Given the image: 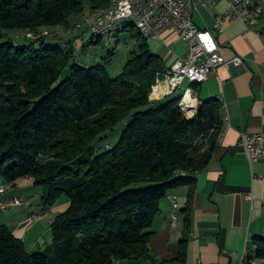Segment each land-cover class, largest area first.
I'll use <instances>...</instances> for the list:
<instances>
[{
    "label": "trees",
    "instance_id": "obj_1",
    "mask_svg": "<svg viewBox=\"0 0 264 264\" xmlns=\"http://www.w3.org/2000/svg\"><path fill=\"white\" fill-rule=\"evenodd\" d=\"M108 4L0 0V178L6 184L31 178L47 209L69 200L51 221V245L40 252H28L0 222V264H186L192 190L175 258L154 259L149 229L162 200L181 186L192 188L193 176L211 161L223 128L221 104L198 102L188 119L181 94L151 98L165 68L139 32L137 52L116 78L102 64H77L81 51L71 42L37 49L17 42L52 38L27 35ZM122 122L116 145L95 151L94 142ZM254 245L264 260V238Z\"/></svg>",
    "mask_w": 264,
    "mask_h": 264
},
{
    "label": "crops",
    "instance_id": "obj_2",
    "mask_svg": "<svg viewBox=\"0 0 264 264\" xmlns=\"http://www.w3.org/2000/svg\"><path fill=\"white\" fill-rule=\"evenodd\" d=\"M192 1L196 5L192 15L196 27L212 31L224 59L239 56L243 64L221 66L206 82L196 85L193 97L197 103L216 100L221 104L223 128L211 161L193 176V187L181 186L170 192L177 199L178 209L173 210L168 197L160 203V212L149 229L152 232L149 249L157 261L176 257L184 226L181 211L192 190L186 264H229L231 253L240 258L247 250L250 256H255V238H264V158L251 163L239 143L241 133L264 135V13L252 20L256 21L253 28L241 21L226 22L219 34L213 31L215 16L226 10V4L219 2L207 10L199 0ZM61 37L52 38L67 39L64 45L74 41L70 36ZM147 44L162 59L165 72L187 54L186 44L172 32L164 33L160 41L149 40ZM155 92L151 98H162L161 92ZM0 183L6 190L3 200L21 198L28 203L0 207V222L23 241L28 252L43 251L52 243V219L68 208L69 200L61 197L55 206L47 209L42 206L40 190L31 178L13 184H6L0 178ZM249 193L252 201L245 199ZM172 213L177 217L175 225L171 224Z\"/></svg>",
    "mask_w": 264,
    "mask_h": 264
},
{
    "label": "built area",
    "instance_id": "obj_3",
    "mask_svg": "<svg viewBox=\"0 0 264 264\" xmlns=\"http://www.w3.org/2000/svg\"><path fill=\"white\" fill-rule=\"evenodd\" d=\"M224 2L227 6L223 13L215 16L213 31L222 33L226 22L241 21L251 28L256 21L248 20V11L250 10V0H199L200 5L205 9L213 8L217 3ZM264 0H258V12L260 17L263 15ZM196 5L192 0H116L114 11L104 19L97 21L81 22L74 29L75 32L84 36L83 31H99L100 29H109L114 22L137 20L141 23L143 30H146L152 40L160 41L166 32H172L181 39L187 46L185 57L178 59L166 72L158 74L157 78L162 89V98L171 96L179 87L190 80L191 77H200L204 82L207 81L211 73H216L221 66H241L243 60L235 56L231 60H226L220 54L219 46L212 31L202 30L196 27L192 15ZM41 36V37H53ZM39 37L30 38L38 40ZM111 39L107 40V43ZM183 113L188 119L196 114L189 113V99L182 105ZM240 146L246 153L249 161L252 163L258 159L264 158V135L245 133L240 134ZM5 187L0 183V207L6 209L9 207H20L28 204L21 198H12L3 200ZM173 210H177V199L173 195H168ZM245 199L252 201V195L246 194ZM35 218V215L31 216ZM171 224L175 225L177 217L171 214ZM245 253V251L243 252ZM229 264H241V257L236 254L228 255ZM251 264H255L252 262Z\"/></svg>",
    "mask_w": 264,
    "mask_h": 264
},
{
    "label": "rangeland",
    "instance_id": "obj_4",
    "mask_svg": "<svg viewBox=\"0 0 264 264\" xmlns=\"http://www.w3.org/2000/svg\"><path fill=\"white\" fill-rule=\"evenodd\" d=\"M85 15H87V13L80 15L78 20L71 22L69 25L61 26L59 28H50L48 31L57 36L63 35L61 38H66L68 36L73 37L74 41L71 43V46L76 52L79 49L81 50V54H79L75 60L80 66L87 65V62H89L91 66L102 64L106 68L109 76L113 78L118 77L122 73L124 64L130 59L131 53L137 52L136 41L138 38V31L134 25H128V23L125 25L126 28L124 27L126 30L123 29L124 31L118 35L112 34L110 37L111 40L108 43L105 36H102V38L94 37L92 41L93 43L87 42V40H85V43H82L83 37H81L80 33H77L73 30V26L77 22H84ZM86 32L87 30H84L83 34L86 39H89L90 33L85 34ZM16 33L18 32H8L7 36L13 37V35ZM66 40L67 39L60 40V38H47L42 42H33L25 38H20V40L17 42L27 46L33 45V47L36 49L39 48L41 44H43L44 47L59 46L62 48L64 46L63 42H66ZM17 42H15V44H17ZM110 52H112L113 55L108 56ZM64 76L65 75H63V78ZM129 81L132 82L131 80ZM188 83L189 82L186 81L183 86H189V88L194 93L197 89V86L189 85ZM181 95H184V90H182ZM125 126L126 123L122 122L114 129L102 134L100 138L93 144L95 151L102 152L106 150L107 146H115L120 139L122 130L125 128ZM199 143H203V141L201 140ZM31 194L33 193H30V195ZM260 261L264 263V260Z\"/></svg>",
    "mask_w": 264,
    "mask_h": 264
},
{
    "label": "bare ground",
    "instance_id": "obj_5",
    "mask_svg": "<svg viewBox=\"0 0 264 264\" xmlns=\"http://www.w3.org/2000/svg\"><path fill=\"white\" fill-rule=\"evenodd\" d=\"M116 7V0H109V4L107 7H104L102 9H99L95 12L92 13H87V15L84 16V20L87 19V21H97L104 19L110 14L111 11H114ZM260 16V13L258 12V0H250V10L248 11V20L252 21L255 17ZM131 23L134 25L136 30L140 33V35L146 40H152L151 37L149 36L148 32L146 30H143L141 23L137 20H130V21H119V22H114L111 28L109 29H100L99 31H90V37L89 39H86L85 36H83L82 43H85V40L87 42H92L94 37L97 38H102V36H105L106 40L110 39L112 34H117L121 31H123L124 27L126 24ZM80 24L77 22L73 26V30L76 28V26ZM53 35L49 31H41L37 34H28L27 36L29 38H34V37H41V36H50ZM80 49L77 51V54L80 53ZM188 82L192 85H197V84H202L204 81L200 79V77H191ZM156 92L155 93H162L161 85L160 82H158V85L154 89ZM182 90H184V95L183 98L180 102V106L183 110L182 105L184 102H187L189 99V113H193V111L197 108V101L193 97V92L189 87H184L183 85L177 89V91L174 94H181ZM177 204V209H178ZM253 256V257H252ZM250 256L248 251L245 250V253L242 254L241 257V264H251L252 262H255V264H264L260 260H258L254 255Z\"/></svg>",
    "mask_w": 264,
    "mask_h": 264
}]
</instances>
